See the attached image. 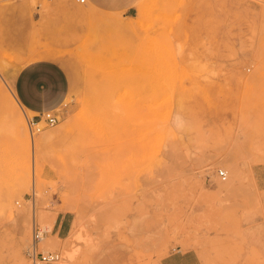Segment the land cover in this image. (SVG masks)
<instances>
[{
	"label": "rangeland",
	"instance_id": "1",
	"mask_svg": "<svg viewBox=\"0 0 264 264\" xmlns=\"http://www.w3.org/2000/svg\"><path fill=\"white\" fill-rule=\"evenodd\" d=\"M43 53L70 91L32 136L12 78ZM257 166L264 0H0V264H32L34 226L52 264H264Z\"/></svg>",
	"mask_w": 264,
	"mask_h": 264
},
{
	"label": "crops",
	"instance_id": "2",
	"mask_svg": "<svg viewBox=\"0 0 264 264\" xmlns=\"http://www.w3.org/2000/svg\"><path fill=\"white\" fill-rule=\"evenodd\" d=\"M80 29L77 28V35ZM43 57L36 59L21 67L12 78V91L19 106L33 115L44 112L57 113L63 105L70 91L69 77L59 60L53 54H39ZM41 81L47 85L43 87L37 97L30 88L35 82ZM255 185L257 189L264 191V166L253 169ZM263 184V187H261ZM262 210L264 199L261 200ZM264 223V220L261 224ZM71 221L68 214H57L49 235L53 238L62 239L69 233ZM258 245L264 249V228L261 226L260 233L256 237ZM158 264H201L197 256L190 251L175 252L163 257Z\"/></svg>",
	"mask_w": 264,
	"mask_h": 264
},
{
	"label": "built area",
	"instance_id": "3",
	"mask_svg": "<svg viewBox=\"0 0 264 264\" xmlns=\"http://www.w3.org/2000/svg\"><path fill=\"white\" fill-rule=\"evenodd\" d=\"M77 3L83 4L85 0H70ZM27 128L31 135L40 133L45 127H53L59 121V115L53 112H44L40 114L32 115V117L27 118ZM218 177L221 181H226L227 173L223 170H218ZM44 232H40L36 226L33 228V238L31 248L28 250V257L30 258L32 264H52L59 260V255L56 253L47 252L46 254L40 253L37 244L41 240ZM38 250V251H37Z\"/></svg>",
	"mask_w": 264,
	"mask_h": 264
},
{
	"label": "bare ground",
	"instance_id": "4",
	"mask_svg": "<svg viewBox=\"0 0 264 264\" xmlns=\"http://www.w3.org/2000/svg\"><path fill=\"white\" fill-rule=\"evenodd\" d=\"M15 128H16L17 135L20 136L24 141L28 142V136H27V133L25 132L24 123L22 121H17V123L15 124ZM228 186H229L228 184H220L218 187L220 188V190H222V189L225 190V188L228 187ZM43 216L44 215H41L40 212H37V210L35 208H33V214H32L33 225L36 224V222H38V224L41 225V223L43 222L42 221L43 220ZM39 248L43 252L46 253L47 251L52 250L54 248V242L52 240H50V239L42 237L41 240H40ZM60 263H64V262L60 261Z\"/></svg>",
	"mask_w": 264,
	"mask_h": 264
},
{
	"label": "snow or ice",
	"instance_id": "5",
	"mask_svg": "<svg viewBox=\"0 0 264 264\" xmlns=\"http://www.w3.org/2000/svg\"><path fill=\"white\" fill-rule=\"evenodd\" d=\"M44 88L45 90L47 89V85L46 84H42L41 81H37L35 82V84L31 85L30 88L35 92V94L39 95L40 91H41V88Z\"/></svg>",
	"mask_w": 264,
	"mask_h": 264
}]
</instances>
